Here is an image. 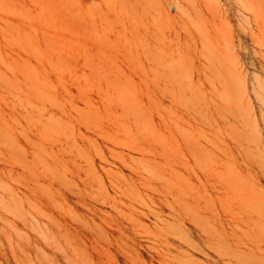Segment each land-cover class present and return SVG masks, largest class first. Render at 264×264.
<instances>
[{
    "label": "rangeland",
    "instance_id": "374dc122",
    "mask_svg": "<svg viewBox=\"0 0 264 264\" xmlns=\"http://www.w3.org/2000/svg\"><path fill=\"white\" fill-rule=\"evenodd\" d=\"M214 1L0 0V264H264V51Z\"/></svg>",
    "mask_w": 264,
    "mask_h": 264
},
{
    "label": "bare ground",
    "instance_id": "6f19581e",
    "mask_svg": "<svg viewBox=\"0 0 264 264\" xmlns=\"http://www.w3.org/2000/svg\"><path fill=\"white\" fill-rule=\"evenodd\" d=\"M214 3L217 7L218 1L216 0L214 1ZM238 4H239L240 13L244 14V16H248L252 18L254 24H251L253 28L252 31L250 32V35L256 40L257 44H259L260 48L263 49L264 51V0H238ZM211 7L212 9H216L214 5H211ZM213 11L216 14V10ZM229 41L232 40L230 39Z\"/></svg>",
    "mask_w": 264,
    "mask_h": 264
}]
</instances>
